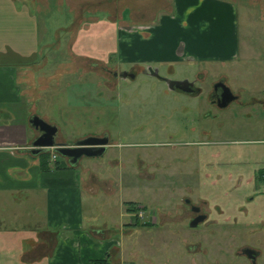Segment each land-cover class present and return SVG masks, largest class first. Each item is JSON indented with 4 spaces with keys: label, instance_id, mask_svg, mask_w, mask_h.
Instances as JSON below:
<instances>
[{
    "label": "rangeland",
    "instance_id": "374dc122",
    "mask_svg": "<svg viewBox=\"0 0 264 264\" xmlns=\"http://www.w3.org/2000/svg\"><path fill=\"white\" fill-rule=\"evenodd\" d=\"M145 2L151 3V9L159 6V0ZM101 13L104 10L99 9ZM64 14L57 23L55 17L37 14L38 47L44 54L34 58L40 67L34 66V75L51 73L52 77L40 78L44 86L34 83L26 107H34L35 113L46 115L57 126L56 140L73 144L88 135L108 136L110 144L96 158L102 164L90 168H96L99 176L107 172L113 184L111 190L100 186L92 193L98 202L86 220L125 221L128 216L120 218L118 213L128 209L142 212L140 222H144L152 221L149 214L157 212V224L132 225V233L125 234V243L136 248L131 249L136 252L134 264H151L152 260L155 264H193L184 255L183 237L190 234L194 241L202 237L209 264L216 257L221 259L218 264H264V180L258 173L264 167V91L256 90L262 83L259 74L247 69L229 74L228 83L240 100L227 106L207 100L223 69L216 64L206 65V73L201 74L195 68L200 65L170 72L169 65L162 64L157 74L146 68L134 78L116 77L117 43L100 34L103 21L92 29L91 37H85L88 40L73 42L72 51L97 59L90 66L93 72L84 73L69 66L71 42L67 40L77 26L66 25ZM73 63L87 66L84 60ZM183 76L195 80L202 92L191 97L170 89L163 80ZM254 97L258 102H252ZM49 154L48 162L63 158L58 152L57 158ZM103 201L108 203L106 208ZM191 203L206 214V220L194 229L187 225L194 214ZM171 239L174 244L169 247ZM243 243L260 249L256 261L239 254ZM199 264H206L205 259Z\"/></svg>",
    "mask_w": 264,
    "mask_h": 264
},
{
    "label": "crops",
    "instance_id": "0c3cea01",
    "mask_svg": "<svg viewBox=\"0 0 264 264\" xmlns=\"http://www.w3.org/2000/svg\"><path fill=\"white\" fill-rule=\"evenodd\" d=\"M150 4L145 0H0V264H96L97 259H105V264H134L136 252L131 249L136 248L125 243V234L132 233V225L159 221V214L151 212L152 221L140 222L142 212L128 209L118 213L120 218L128 216L125 221L86 220L89 209L98 202L91 198L92 193L100 186L111 190L113 184L107 172L103 170L99 176L96 168H90L102 164L96 160L98 155H82L75 162L62 155V159L43 165L42 151H32V140L40 130L30 118L36 114L48 119L35 113L34 107L27 108L26 102L34 83L44 86L40 78L52 77L51 73L34 75V66L39 67L34 58L44 54L38 47V13L55 17L57 23L65 12V24L77 26L67 40L71 42L72 69L93 72L90 66H95L97 59L72 51L73 42L88 40L85 37H91L92 29L103 21L100 34L116 39L115 57L122 64H135L143 72L146 68L158 71L162 64H168L170 72L200 65L201 70L195 67L199 74L206 73V65L216 64L223 68L218 80L237 95L235 101L240 95L228 83L229 74L247 69L259 74L262 83L256 90L264 91V0H159L155 9ZM99 9L104 13L99 15ZM77 59L87 66L73 63ZM258 100L254 97L252 102ZM261 130L264 133V126ZM103 202L106 208L108 203ZM205 220L203 212L196 224L191 225L189 219L187 225L194 229ZM191 235H183L184 255L190 256L193 264L203 259L209 264L202 237L194 241ZM168 241L169 247L174 244L172 239ZM140 243L138 247H142ZM247 247L256 251V261L260 249L250 243H243L239 254L251 261L243 251ZM220 260L216 257L213 264ZM149 263L155 264L153 260Z\"/></svg>",
    "mask_w": 264,
    "mask_h": 264
},
{
    "label": "water",
    "instance_id": "95a60500",
    "mask_svg": "<svg viewBox=\"0 0 264 264\" xmlns=\"http://www.w3.org/2000/svg\"><path fill=\"white\" fill-rule=\"evenodd\" d=\"M169 84H179L186 83V79H172L166 78ZM30 122L40 130V133L32 140V151L39 152L43 150H48L53 148L61 155L68 156L70 162H75L80 156H96L104 152L108 137L103 135H88L82 138H79L73 144H68L65 142H58L55 140L54 136L57 130V126L46 121L44 118L34 114L30 118ZM203 215H200L196 218H193L190 221L191 225L197 223L198 219L202 218ZM243 251L247 256L254 258L256 251L251 248H244Z\"/></svg>",
    "mask_w": 264,
    "mask_h": 264
},
{
    "label": "flooded vegetation",
    "instance_id": "af4514ba",
    "mask_svg": "<svg viewBox=\"0 0 264 264\" xmlns=\"http://www.w3.org/2000/svg\"><path fill=\"white\" fill-rule=\"evenodd\" d=\"M120 63V64H119ZM117 67V68H116ZM116 70H113V75L116 77H127V78H134L136 73L138 72V69L136 67L135 64H129V66L127 68L123 67L122 63L117 60V65L115 66ZM155 74H157L153 68H150ZM172 79H186L187 82L184 83H173L172 85L169 84L166 80V77H163V80H166V83L168 85V87L172 90L175 91H181L184 93H187L189 96H196L198 95L200 92H202V88L196 84L195 80H191L188 78H172ZM208 97L207 100L210 101L211 103H214L217 106H227L231 101H234L235 99H237V95L234 94L231 89L221 80H217L215 82H213L209 92H208ZM105 135V134H103ZM103 135H99V136H103ZM107 136V135H105ZM108 137V136H107ZM55 140L56 137L54 136ZM58 141V140H56ZM61 142V141H58ZM110 144L109 139L107 144ZM261 176V180H264V174L260 175ZM187 201H189V199H186ZM190 210L192 212H194V214L190 217V221L193 218H196L200 215H203V211L200 209V207L197 204L191 203L190 204ZM219 210V209H218ZM220 211V210H219ZM222 211V210H221ZM249 257V256H248ZM251 261H255L254 258L249 257Z\"/></svg>",
    "mask_w": 264,
    "mask_h": 264
},
{
    "label": "trees",
    "instance_id": "16d2710c",
    "mask_svg": "<svg viewBox=\"0 0 264 264\" xmlns=\"http://www.w3.org/2000/svg\"><path fill=\"white\" fill-rule=\"evenodd\" d=\"M49 153L50 152L47 151V150L42 151V155H43V165H46L48 163V161H49L48 159L50 157L49 156L50 155ZM258 173H259V175L264 174V167L263 168H259ZM106 262L107 261L105 259H97L96 264H105Z\"/></svg>",
    "mask_w": 264,
    "mask_h": 264
},
{
    "label": "built area",
    "instance_id": "2783aa9c",
    "mask_svg": "<svg viewBox=\"0 0 264 264\" xmlns=\"http://www.w3.org/2000/svg\"><path fill=\"white\" fill-rule=\"evenodd\" d=\"M56 157V151L52 150L51 151V158H55ZM139 214H141V212H138Z\"/></svg>",
    "mask_w": 264,
    "mask_h": 264
}]
</instances>
